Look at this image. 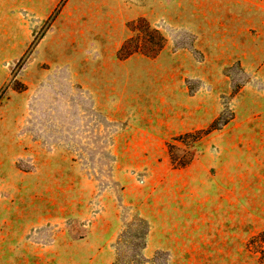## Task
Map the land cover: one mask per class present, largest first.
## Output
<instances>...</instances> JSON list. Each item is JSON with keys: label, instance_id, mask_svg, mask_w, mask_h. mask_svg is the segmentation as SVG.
Listing matches in <instances>:
<instances>
[{"label": "rangeland", "instance_id": "1", "mask_svg": "<svg viewBox=\"0 0 264 264\" xmlns=\"http://www.w3.org/2000/svg\"><path fill=\"white\" fill-rule=\"evenodd\" d=\"M0 264H264V0H0Z\"/></svg>", "mask_w": 264, "mask_h": 264}, {"label": "trees", "instance_id": "2", "mask_svg": "<svg viewBox=\"0 0 264 264\" xmlns=\"http://www.w3.org/2000/svg\"><path fill=\"white\" fill-rule=\"evenodd\" d=\"M190 135H193V134H190Z\"/></svg>", "mask_w": 264, "mask_h": 264}]
</instances>
